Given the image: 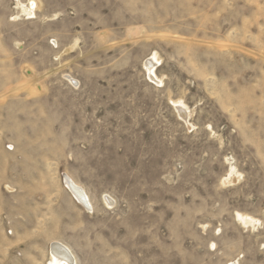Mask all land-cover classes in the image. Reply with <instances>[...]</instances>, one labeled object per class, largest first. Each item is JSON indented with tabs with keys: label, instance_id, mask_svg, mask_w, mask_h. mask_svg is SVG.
<instances>
[{
	"label": "rangeland",
	"instance_id": "1",
	"mask_svg": "<svg viewBox=\"0 0 264 264\" xmlns=\"http://www.w3.org/2000/svg\"><path fill=\"white\" fill-rule=\"evenodd\" d=\"M55 241L264 264V0H0V264Z\"/></svg>",
	"mask_w": 264,
	"mask_h": 264
},
{
	"label": "bare ground",
	"instance_id": "2",
	"mask_svg": "<svg viewBox=\"0 0 264 264\" xmlns=\"http://www.w3.org/2000/svg\"><path fill=\"white\" fill-rule=\"evenodd\" d=\"M155 58H151L148 60V64L150 65L151 68H153L154 64H155ZM150 72V75L155 76L154 72L152 69H148ZM68 188L72 191L73 194H75V196L81 201L83 202L86 206L93 208V203L89 197L88 192L86 191L85 187H83L80 183H78L76 180H74L71 176L67 177V181H66ZM109 201H112L113 199L111 197H108ZM241 219L244 220L245 223L251 222L252 219L248 216H240ZM54 243V247H53V251H52V264H71V262L73 261V257L71 256V250L55 241ZM70 251V252H69ZM232 264H235L234 262H232Z\"/></svg>",
	"mask_w": 264,
	"mask_h": 264
}]
</instances>
